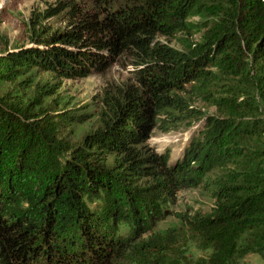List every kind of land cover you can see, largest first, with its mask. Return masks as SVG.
I'll return each mask as SVG.
<instances>
[{
  "label": "trees",
  "instance_id": "1",
  "mask_svg": "<svg viewBox=\"0 0 264 264\" xmlns=\"http://www.w3.org/2000/svg\"><path fill=\"white\" fill-rule=\"evenodd\" d=\"M231 4L229 17L218 14L205 27L203 43L183 51L158 38L189 32L187 19L202 14L201 0H59L47 16L68 14L71 26L0 54V82L32 68L88 78L123 56L136 72L108 101L102 128L75 146L63 145L48 111L0 97V264H126L140 255L150 264H238L249 253L264 259V111L257 105V97L264 102V0ZM197 102L216 114L205 115ZM204 116L174 165L149 148L156 130L169 133ZM61 152L65 160L57 163ZM181 175L195 184L201 177L213 211L181 216L184 229L143 238L144 209L163 193L176 195ZM20 180L35 192L26 194L32 207L21 215L9 212L8 196ZM130 221L140 233L125 237ZM189 242L211 254L190 258Z\"/></svg>",
  "mask_w": 264,
  "mask_h": 264
},
{
  "label": "rangeland",
  "instance_id": "2",
  "mask_svg": "<svg viewBox=\"0 0 264 264\" xmlns=\"http://www.w3.org/2000/svg\"><path fill=\"white\" fill-rule=\"evenodd\" d=\"M57 1L59 0H0V54L18 47L30 46L34 36L39 33L61 31L71 26L72 21L69 20L68 14L47 16L46 12L55 8ZM232 1L201 0L204 8L202 14L187 19L192 24L189 26V32L177 33L174 37H159L158 40L183 51H187L191 45L203 43L205 31L209 29L205 27L210 26L218 14L229 17L234 9ZM135 76L133 60L128 56H123L104 74H93L83 79H60L49 71L32 68L26 76L15 82H0V97L8 94L10 99L24 105L32 102V108L37 113L48 111L52 121L59 127L63 145L75 146L87 134L102 128L108 101L118 98L125 86L133 83ZM257 101L260 111H264V102L258 100V97ZM196 106L207 116L216 114L215 108L207 107L202 102H197ZM203 118L205 116L183 122L169 133L156 130L148 142L149 148L156 154L167 155L168 166L174 165L182 157L191 137L203 129ZM259 119L264 122V112ZM49 149L56 152L55 148ZM64 156L63 153L54 154V161L63 163ZM66 156L68 157V154ZM194 182L195 180L191 182L181 175L172 188L176 195L171 197L163 193L160 198L149 201L144 209L145 229L148 233L143 238L150 234L181 228V216L196 213L208 215L213 211L215 201L212 193L202 183L201 177L197 179L196 184ZM17 184L19 187L8 195L11 199L9 212L21 215L32 207L26 200V194L33 195L35 192L24 180ZM138 226L136 221L127 222L122 226V233L125 237L140 233ZM185 243L184 240L183 244ZM184 251L196 260L211 254V251H203L190 242ZM150 263L149 258L145 259L140 255L131 258L126 264ZM238 264H264V259L260 254L249 253L239 260Z\"/></svg>",
  "mask_w": 264,
  "mask_h": 264
}]
</instances>
